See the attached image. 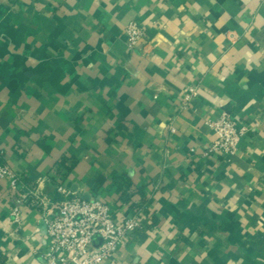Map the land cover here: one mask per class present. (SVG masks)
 <instances>
[{
	"label": "crops",
	"instance_id": "0c3cea01",
	"mask_svg": "<svg viewBox=\"0 0 264 264\" xmlns=\"http://www.w3.org/2000/svg\"><path fill=\"white\" fill-rule=\"evenodd\" d=\"M224 114L260 122L231 155L208 152ZM0 152L26 186L60 168L84 198L148 209L104 264H264V1L0 0ZM9 183L0 264H44L41 213L14 222Z\"/></svg>",
	"mask_w": 264,
	"mask_h": 264
},
{
	"label": "built area",
	"instance_id": "2783aa9c",
	"mask_svg": "<svg viewBox=\"0 0 264 264\" xmlns=\"http://www.w3.org/2000/svg\"><path fill=\"white\" fill-rule=\"evenodd\" d=\"M264 1V0H263ZM127 44L134 50L146 37V28L137 21L126 28ZM198 94L196 85L187 88L186 102ZM185 106V105H184ZM210 126L217 134L208 152L227 155L238 150L240 139L260 126L259 121L243 123L224 114L211 121ZM171 131L174 129L171 127ZM10 181L12 218L20 222L25 206L40 211L46 225L48 247L43 255L44 264H104L111 262L119 248L144 226L147 214L145 206L123 214L115 208L116 203L106 196L95 194L88 198L72 191L65 181L53 170L50 176L26 186L19 173L13 170L0 152V184ZM44 181L54 185V197L43 190ZM118 205V203H117ZM100 238V242H95Z\"/></svg>",
	"mask_w": 264,
	"mask_h": 264
},
{
	"label": "trees",
	"instance_id": "16d2710c",
	"mask_svg": "<svg viewBox=\"0 0 264 264\" xmlns=\"http://www.w3.org/2000/svg\"><path fill=\"white\" fill-rule=\"evenodd\" d=\"M68 160L67 159H63V161L60 162V167L62 166L64 169H66L68 172L72 170V167L74 165V163H72L70 166L66 165V162ZM61 172V169L59 168L57 170V172ZM115 183L117 184V187H118V190L120 191V198L125 201V202H129L130 201V198L129 196L127 195L126 193V190H122L124 188H129L130 185H131V182H130V179L128 177H116L115 176ZM144 187L145 186H140V189H139V193H141V195H143V197L145 196L144 194ZM132 208L134 209H137L139 208V206H132Z\"/></svg>",
	"mask_w": 264,
	"mask_h": 264
}]
</instances>
